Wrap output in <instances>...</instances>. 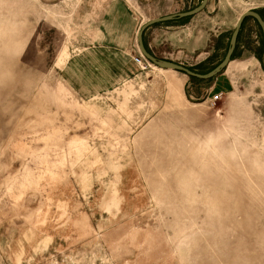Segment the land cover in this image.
<instances>
[{
  "label": "rangeland",
  "instance_id": "rangeland-1",
  "mask_svg": "<svg viewBox=\"0 0 264 264\" xmlns=\"http://www.w3.org/2000/svg\"><path fill=\"white\" fill-rule=\"evenodd\" d=\"M201 1L0 0V264H264L257 23L210 80L123 51ZM246 11L264 0H209L143 41L207 74Z\"/></svg>",
  "mask_w": 264,
  "mask_h": 264
},
{
  "label": "water",
  "instance_id": "water-1",
  "mask_svg": "<svg viewBox=\"0 0 264 264\" xmlns=\"http://www.w3.org/2000/svg\"><path fill=\"white\" fill-rule=\"evenodd\" d=\"M207 3H208V0H202L199 6H197L196 8H194L190 11L165 16L162 18L153 19V20H150L147 23H145L143 26H141V28L137 32V37H136L140 55L148 63H150L153 66L158 67L160 69L179 72V73L185 74L186 76H188L190 78H195L198 80H210V79H213L214 77L218 76L219 74H221L227 68L229 63L231 62V59L233 57V54H234V51L236 48L238 35L240 33V30H241V27H242L244 21L247 18H251L257 23L258 27L260 28V30L262 32V36L264 39V20L262 19V17L257 12L246 11L239 17V19L236 23V26L232 32L231 37H230L229 46H228L227 52L224 56V59L220 62V64H218L213 70H211L207 74H203V75L197 74V73H195V72H193V71H191V70H189V69H187L181 65L172 63L170 61L159 60L147 51V49L145 48L144 42H143V34L148 28L155 26L157 24H163V23H167V22L191 18V17L201 13L206 8ZM261 63H262L263 71H264V49H263V53H262Z\"/></svg>",
  "mask_w": 264,
  "mask_h": 264
},
{
  "label": "crops",
  "instance_id": "crops-1",
  "mask_svg": "<svg viewBox=\"0 0 264 264\" xmlns=\"http://www.w3.org/2000/svg\"><path fill=\"white\" fill-rule=\"evenodd\" d=\"M208 2H209V0H208ZM207 6H208V3H207ZM206 6V7H207ZM201 15V13H199L198 15H195L194 17H198V16H200ZM149 29V28H148ZM166 30H158V31H156V36H155V39H154V42L155 41H157L158 39L157 38H162L161 37V35H168L170 32H173V28L171 27V28H165ZM136 36H137V34H136ZM144 42V41H143ZM135 43H136V45H137V38L135 39ZM145 44V43H144ZM153 44V43H152ZM152 44H149V43H146L145 44V47L147 48V50L151 53V54H154L153 53V51H152ZM154 46H155V44H153ZM133 45H131V43L129 42V44H128V46L125 48V49H123V51H127V52H129V53H134V55L132 56V57H134V56H137V55H139L140 53L138 52H136V50H134L133 49ZM136 49H138V45L136 46ZM138 51H139V49H138ZM131 57V58H132ZM160 70H162V69H160ZM169 71H171V70H169Z\"/></svg>",
  "mask_w": 264,
  "mask_h": 264
},
{
  "label": "built area",
  "instance_id": "built-area-1",
  "mask_svg": "<svg viewBox=\"0 0 264 264\" xmlns=\"http://www.w3.org/2000/svg\"><path fill=\"white\" fill-rule=\"evenodd\" d=\"M135 64L141 66L143 69H145L148 66L147 61L139 54L137 56H134L133 58ZM221 98V94L215 95L212 97L211 102H216Z\"/></svg>",
  "mask_w": 264,
  "mask_h": 264
},
{
  "label": "snow or ice",
  "instance_id": "snow-or-ice-1",
  "mask_svg": "<svg viewBox=\"0 0 264 264\" xmlns=\"http://www.w3.org/2000/svg\"><path fill=\"white\" fill-rule=\"evenodd\" d=\"M33 56H34V51L25 54V58H26V59H30V58H32Z\"/></svg>",
  "mask_w": 264,
  "mask_h": 264
},
{
  "label": "bare ground",
  "instance_id": "bare-ground-1",
  "mask_svg": "<svg viewBox=\"0 0 264 264\" xmlns=\"http://www.w3.org/2000/svg\"><path fill=\"white\" fill-rule=\"evenodd\" d=\"M158 68V67H157ZM160 69V68H159ZM163 70V69H162Z\"/></svg>",
  "mask_w": 264,
  "mask_h": 264
}]
</instances>
